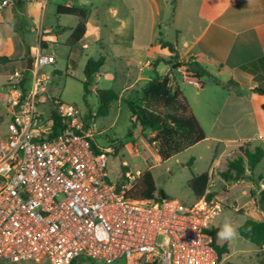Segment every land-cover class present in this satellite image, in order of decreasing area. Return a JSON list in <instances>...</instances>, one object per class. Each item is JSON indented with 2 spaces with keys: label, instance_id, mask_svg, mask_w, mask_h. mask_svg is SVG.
Listing matches in <instances>:
<instances>
[{
  "label": "built area",
  "instance_id": "2783aa9c",
  "mask_svg": "<svg viewBox=\"0 0 264 264\" xmlns=\"http://www.w3.org/2000/svg\"><path fill=\"white\" fill-rule=\"evenodd\" d=\"M39 43L31 67L11 76L8 132L0 130V262L222 264L212 234L221 206L129 198L141 171L111 183L115 147L96 142V113L44 98L42 70L55 56Z\"/></svg>",
  "mask_w": 264,
  "mask_h": 264
},
{
  "label": "rangeland",
  "instance_id": "374dc122",
  "mask_svg": "<svg viewBox=\"0 0 264 264\" xmlns=\"http://www.w3.org/2000/svg\"><path fill=\"white\" fill-rule=\"evenodd\" d=\"M64 1L66 0H51L46 11L45 24L47 28L56 24L55 2ZM75 3L79 7H85L91 14L88 25L89 34L86 40L90 44L83 52H81L80 46L75 47V50L73 46V51L70 52L67 47L61 48L63 50L58 48L59 45L68 44L67 35L57 40L54 39L51 43L39 37L38 42H40L43 51L55 56V63L42 70V73L47 76V87L43 96L49 105L53 97L56 96L63 102L73 104L83 111L96 113V142L102 148L115 147V153L108 155L109 181L121 184L126 179L127 171H141L142 174L151 171L158 192L164 193L162 199L187 205L206 199L211 205L219 204L222 209L213 221V229H216L217 233L222 228L226 217L239 225H242L247 218L264 221V214L257 204L259 191L264 189L263 163L259 164L254 172L247 171L246 178L227 181L222 178L221 173L227 169L228 161L237 157L238 154L224 156L217 163V161H213L214 144L208 140L187 148L167 161H162L157 145L149 142L154 133L149 129L142 130L139 127H134L131 123V112L127 102L141 105L142 93L139 89L130 91V94L127 93L122 101L113 102L108 116L99 117L97 115L99 105L97 90L110 88L118 90L120 88L121 73L119 69L122 63L121 60L114 57L120 54L132 55V69L136 70V68L142 67L148 71L147 68H144V63L147 58H151L150 41L152 38L158 42L160 33L162 39L174 36L173 28L167 27L165 23L161 26L152 24V0H75ZM61 18L63 24L76 23L74 17L63 16ZM58 30V27L48 29L45 35L57 34ZM42 32H44L43 28ZM94 37L100 38L101 41H94ZM102 41L106 44L105 50L101 49ZM30 43L35 44L33 41ZM100 56H107L109 60L105 62L103 68L96 74L94 81L88 86L91 94L86 103L83 85L86 81L84 68L90 58L97 59ZM110 56H113L115 60ZM139 62H142V65H139ZM25 64V60L16 64L9 63L8 67L15 65L12 71L5 70L0 64V130L4 135L8 132L10 117L8 103L12 90L11 76L15 70L24 71ZM151 73L153 78L157 74L154 71ZM41 109L45 111L47 105L41 106ZM201 124L205 127L207 134L211 136L213 134L212 123L202 119ZM208 170L212 175L209 187L206 194L198 198L189 188V182L194 175L197 176ZM217 244L220 247L226 246L228 249V253L222 257V264H264V249L247 241L240 234L231 241L221 240L217 236ZM78 263L106 264L87 259H79ZM17 264L51 263L48 260H42ZM113 264H136V262L122 259Z\"/></svg>",
  "mask_w": 264,
  "mask_h": 264
},
{
  "label": "crops",
  "instance_id": "0c3cea01",
  "mask_svg": "<svg viewBox=\"0 0 264 264\" xmlns=\"http://www.w3.org/2000/svg\"><path fill=\"white\" fill-rule=\"evenodd\" d=\"M7 1L8 4L0 9V40L3 41L0 43V57L23 60L27 48L35 47L39 37L51 43L67 35V40L78 23L76 20L75 24H63V16H59L56 9V24L47 28L46 11L51 0ZM17 1L22 3V8H17ZM59 4L79 7L75 0L55 2L56 7ZM152 6V24L161 26L165 23L167 27L173 28L174 36L163 40L174 47L177 63L196 61L222 82L233 80L237 85L227 90L207 77L197 80L187 66L174 69L172 73V65L159 63L154 67L159 57H168L170 52L152 38L151 58H147L144 63L148 71L142 67L133 70L132 55L120 54L114 57L122 63L119 69L120 88H110L118 94V102L125 99L130 91L138 89L143 96V89L153 79L151 71L161 77L169 75L172 87L183 92L199 122L205 119L212 123L211 136L201 125L206 133L204 141L214 144L213 161L218 163L224 156L239 154L240 148L247 144L251 148L264 149V94L254 92L257 88L264 90V0H176L174 12L170 0H152ZM15 17H18L17 27L21 29L20 33L23 32L22 36L12 26ZM57 27V34L45 35L48 29ZM88 34L89 28L74 50L77 46H80L81 52L88 48ZM93 39L101 41L97 37ZM102 42L101 49L105 50L106 44ZM63 47L73 51V47L68 44L59 45L58 48L63 50ZM105 57L107 62L109 59ZM110 58L115 60L113 56Z\"/></svg>",
  "mask_w": 264,
  "mask_h": 264
},
{
  "label": "trees",
  "instance_id": "16d2710c",
  "mask_svg": "<svg viewBox=\"0 0 264 264\" xmlns=\"http://www.w3.org/2000/svg\"><path fill=\"white\" fill-rule=\"evenodd\" d=\"M1 1V0H0ZM17 8H22V3L17 1ZM173 12L176 5V0H170ZM59 16L74 17L78 23L67 39L69 46L77 45L87 33V23L89 11L76 6H67L59 4L56 7ZM18 17L13 20L12 26L15 31L19 32ZM23 32H19L22 36ZM162 48H167L170 52L168 57H159L155 63L156 67L159 63L172 65L171 73L174 69L181 66H187L193 72L194 78L200 80L207 77L220 87L231 90L234 85H237L233 80L226 83L222 82L216 75L202 64L194 61L176 62L177 56L175 49L171 43L165 42L162 39V34H159L157 39ZM30 47L27 48L25 68L28 65V59L31 56ZM23 60L13 59L11 57H0V64L5 70L12 71L15 65L8 67L9 63H18ZM106 62L105 56H100L97 59L90 58L84 68V76L86 81L84 85V101L87 103V98L91 94L88 86L94 81L95 76ZM8 67V68H7ZM28 75V71L24 72ZM202 84V83H201ZM254 92L264 94V90L257 88ZM99 102L97 115L106 117L110 113L113 102L119 100L118 94L111 89H99L96 92ZM131 112V123L134 127H139L142 130H151L154 136L149 140L158 147V154L162 161H167L187 148L192 147L206 139V133L193 113L189 102L180 89L172 87V80L169 75L156 76L143 89L142 103L136 105L133 102H127ZM264 110V105H263ZM56 121L59 123V118L56 113L53 114ZM264 160V149L262 147L251 148L249 144L240 148V152L234 159H230L227 164V169L221 173L223 179L239 180L246 178L247 171L254 172L259 164ZM212 175L209 172H204L194 176L189 182V188L198 198L203 197L209 187ZM129 198L145 201V200H161L164 193H159L151 171H146L139 183L133 187L127 194ZM210 199V196L208 197ZM257 204L261 212L264 214V189L259 191ZM239 234L247 241L255 244L259 248H264V221H257L254 218H247L240 225ZM214 246L219 254L220 260L224 254L228 253L226 246L220 247L217 244V230L213 229ZM75 260L73 264H80ZM1 263V262H0Z\"/></svg>",
  "mask_w": 264,
  "mask_h": 264
},
{
  "label": "clouds",
  "instance_id": "9594fccd",
  "mask_svg": "<svg viewBox=\"0 0 264 264\" xmlns=\"http://www.w3.org/2000/svg\"><path fill=\"white\" fill-rule=\"evenodd\" d=\"M0 43H3V41L0 40ZM239 227V224L234 223L229 217H226L222 228L217 233V236L219 239L225 241L236 239L239 236Z\"/></svg>",
  "mask_w": 264,
  "mask_h": 264
},
{
  "label": "water",
  "instance_id": "95a60500",
  "mask_svg": "<svg viewBox=\"0 0 264 264\" xmlns=\"http://www.w3.org/2000/svg\"><path fill=\"white\" fill-rule=\"evenodd\" d=\"M28 63L30 64V66L28 68L31 67V58L28 59Z\"/></svg>",
  "mask_w": 264,
  "mask_h": 264
}]
</instances>
